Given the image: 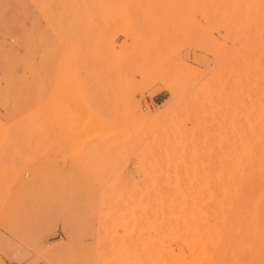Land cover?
I'll return each mask as SVG.
<instances>
[{
    "label": "rangeland",
    "instance_id": "374dc122",
    "mask_svg": "<svg viewBox=\"0 0 264 264\" xmlns=\"http://www.w3.org/2000/svg\"><path fill=\"white\" fill-rule=\"evenodd\" d=\"M18 9L42 27L25 55ZM262 139L264 0H0V264H189L218 243L200 204Z\"/></svg>",
    "mask_w": 264,
    "mask_h": 264
},
{
    "label": "bare ground",
    "instance_id": "6f19581e",
    "mask_svg": "<svg viewBox=\"0 0 264 264\" xmlns=\"http://www.w3.org/2000/svg\"><path fill=\"white\" fill-rule=\"evenodd\" d=\"M160 178H158V181L160 180ZM215 178H217V174ZM217 180H219V183L211 186L209 193H207L208 191L206 192L208 188L204 190L205 188L203 187L204 193L206 192L207 195L209 194L208 199L206 197V194L204 195V197H206L207 199L205 203L206 210L203 207L204 203L200 204V201L198 204H200L201 206L198 210L202 214L204 212L208 214L207 218L211 222L212 227V229L210 228V231L211 233L216 235L215 240L218 241V243L213 242L214 245L211 247L206 244L205 248L200 247V244H193L194 249L191 252V257L188 262L189 264H211V262H209L208 260V256H202V254L206 252L205 249L208 248L214 250L213 253H215V251L241 252L242 255H246L247 257V260H245L244 258V260L246 261L245 263L244 260H242V264H247L249 260L251 262H254L256 258H251L253 255L264 254V246L260 247L261 245H258L259 241L254 240L258 235L260 240L264 239V237H262L260 233L262 229L264 232V221H261V212L264 211V204H262L260 201V199H264V140L257 142L255 145L244 144L243 153L240 155L239 162L237 163V168L231 171L222 179L218 177ZM217 180L213 181L217 182ZM160 182L157 183L160 184ZM160 185L165 187L166 184ZM259 187L260 196H257V194L259 193H257ZM166 188L167 187H165V189ZM168 188L170 189L168 190L169 192L171 191V189H174L170 188V186ZM173 195L175 194L173 193ZM177 196H179V194ZM165 200L167 201L166 198ZM181 200L183 199L181 198ZM189 201H191V199ZM190 205L191 203H189L186 207L190 208ZM195 210H197V208ZM167 211H165V213ZM185 215L187 216V214ZM236 221L241 222L244 225L243 238L240 235L239 237L233 236L235 234L231 231V228H233L234 226L233 222L235 223ZM220 232H228L230 234L229 236H222L218 234ZM251 237H253V239H251ZM162 259V252L160 250L149 249V264H161ZM177 259L178 264H183L182 254L180 255L179 252L177 253Z\"/></svg>",
    "mask_w": 264,
    "mask_h": 264
},
{
    "label": "crops",
    "instance_id": "0c3cea01",
    "mask_svg": "<svg viewBox=\"0 0 264 264\" xmlns=\"http://www.w3.org/2000/svg\"><path fill=\"white\" fill-rule=\"evenodd\" d=\"M18 24L12 25L10 32L18 37V45L24 47H35L42 43L41 24L39 23V11L37 9H18ZM36 55L34 59H36Z\"/></svg>",
    "mask_w": 264,
    "mask_h": 264
}]
</instances>
